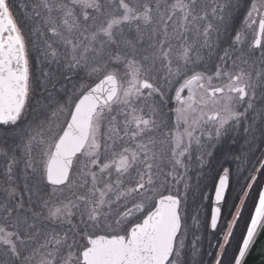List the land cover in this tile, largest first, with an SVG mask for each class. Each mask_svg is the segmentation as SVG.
Returning <instances> with one entry per match:
<instances>
[{
  "label": "snow or ice",
  "instance_id": "1",
  "mask_svg": "<svg viewBox=\"0 0 264 264\" xmlns=\"http://www.w3.org/2000/svg\"><path fill=\"white\" fill-rule=\"evenodd\" d=\"M261 230L264 0H0V264H245Z\"/></svg>",
  "mask_w": 264,
  "mask_h": 264
},
{
  "label": "water",
  "instance_id": "2",
  "mask_svg": "<svg viewBox=\"0 0 264 264\" xmlns=\"http://www.w3.org/2000/svg\"><path fill=\"white\" fill-rule=\"evenodd\" d=\"M245 264H264V230H261L249 250Z\"/></svg>",
  "mask_w": 264,
  "mask_h": 264
},
{
  "label": "rangeland",
  "instance_id": "3",
  "mask_svg": "<svg viewBox=\"0 0 264 264\" xmlns=\"http://www.w3.org/2000/svg\"><path fill=\"white\" fill-rule=\"evenodd\" d=\"M205 195L207 196V194L205 193ZM254 210V203L249 207H247L244 211V214H243V218L241 220V224L239 225V230H238V234H237V239H238V242H241V237L242 235L244 234L245 232V229H246V225L247 223L249 222L250 220V214L251 212Z\"/></svg>",
  "mask_w": 264,
  "mask_h": 264
},
{
  "label": "trees",
  "instance_id": "4",
  "mask_svg": "<svg viewBox=\"0 0 264 264\" xmlns=\"http://www.w3.org/2000/svg\"><path fill=\"white\" fill-rule=\"evenodd\" d=\"M206 194H207V196H211L212 195V191H211V188H209L206 192H205ZM234 201H229V207L231 206V203H233ZM254 203V201L253 200H248V202H247V207L249 206H251L252 204ZM208 204V201H205V205H207ZM246 207V208H247ZM245 208V209H246ZM245 209H244V211H245ZM205 211H208V209H207V207L205 208ZM244 211H243V214H244ZM225 212H227V209H225ZM242 218H243V215H242V217L240 218V220H239V223H238V225H237V227H236V230H235V240H234V246H235V244H237V243H239L238 242V239H237V234H238V230H239V225L241 224V220H242Z\"/></svg>",
  "mask_w": 264,
  "mask_h": 264
}]
</instances>
